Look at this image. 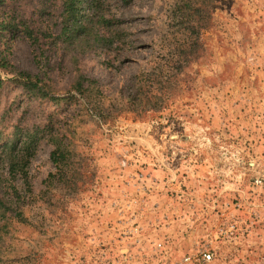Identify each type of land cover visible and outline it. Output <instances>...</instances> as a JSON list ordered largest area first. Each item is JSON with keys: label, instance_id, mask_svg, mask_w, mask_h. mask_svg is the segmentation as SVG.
<instances>
[{"label": "rangeland", "instance_id": "rangeland-1", "mask_svg": "<svg viewBox=\"0 0 264 264\" xmlns=\"http://www.w3.org/2000/svg\"><path fill=\"white\" fill-rule=\"evenodd\" d=\"M60 5L16 9L56 36ZM104 11L109 49L59 38L36 52L14 35L10 64L44 75L65 106L9 86L1 107L28 125L58 111L74 155L49 183L41 141L32 192L20 191L25 220L0 229V264H174L202 250L210 264H264V0H105Z\"/></svg>", "mask_w": 264, "mask_h": 264}, {"label": "trees", "instance_id": "trees-1", "mask_svg": "<svg viewBox=\"0 0 264 264\" xmlns=\"http://www.w3.org/2000/svg\"><path fill=\"white\" fill-rule=\"evenodd\" d=\"M30 1L0 0V12L4 14L0 18V72L9 76H0V166L12 183L7 195H0V229L14 219L25 220L22 209L24 198L20 196V191L32 192L29 167L41 141L45 140L52 148L49 159L53 172L46 179L49 183L65 180L71 172L70 162L74 155L67 128L52 120L58 111H45L46 118L42 123L28 125L23 117L8 118L10 106L1 107L2 92L9 86L17 88L23 98L39 108L43 104H51L62 111L65 106L61 103L64 99L54 95L55 90L44 75L17 70L10 64L8 52L14 35L17 33L26 37L34 51L40 52L46 48L43 43L46 39L59 38L67 48L87 50L93 43H99V48L109 49L115 43L117 33H101L112 23L104 11L105 0H61L62 26L59 33L54 36L41 29L35 33L26 14L22 9H16L21 4L29 7ZM123 2L128 4L131 0ZM37 12L40 13L41 9ZM82 83V77H79L74 87L79 94L83 89Z\"/></svg>", "mask_w": 264, "mask_h": 264}, {"label": "built area", "instance_id": "built-area-1", "mask_svg": "<svg viewBox=\"0 0 264 264\" xmlns=\"http://www.w3.org/2000/svg\"><path fill=\"white\" fill-rule=\"evenodd\" d=\"M158 247L161 245L158 244ZM213 261V255L208 250H202L193 255H185L174 264H210Z\"/></svg>", "mask_w": 264, "mask_h": 264}]
</instances>
